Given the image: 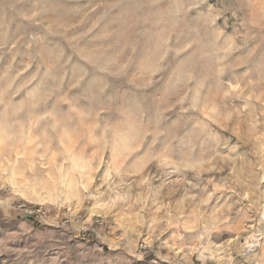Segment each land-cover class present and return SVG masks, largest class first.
Listing matches in <instances>:
<instances>
[{
    "label": "rangeland",
    "instance_id": "1",
    "mask_svg": "<svg viewBox=\"0 0 264 264\" xmlns=\"http://www.w3.org/2000/svg\"><path fill=\"white\" fill-rule=\"evenodd\" d=\"M19 202L0 264H264V0H0Z\"/></svg>",
    "mask_w": 264,
    "mask_h": 264
},
{
    "label": "built area",
    "instance_id": "2",
    "mask_svg": "<svg viewBox=\"0 0 264 264\" xmlns=\"http://www.w3.org/2000/svg\"><path fill=\"white\" fill-rule=\"evenodd\" d=\"M2 207V204L0 203V209ZM10 208L17 212L18 214H23L25 216L34 217L36 219H44L46 216L45 209L43 205H28L24 202L16 203L15 205H11ZM78 221V220H77ZM64 223L69 224L71 222V219L69 217H65L63 220ZM96 223L99 225H102V221L99 219H96ZM84 228H82V234H85ZM89 234L91 232L89 231ZM262 237V231L260 229H257L256 231H253L248 238L246 239L244 246H243V255L245 257L249 256L259 245L260 239Z\"/></svg>",
    "mask_w": 264,
    "mask_h": 264
},
{
    "label": "crops",
    "instance_id": "3",
    "mask_svg": "<svg viewBox=\"0 0 264 264\" xmlns=\"http://www.w3.org/2000/svg\"><path fill=\"white\" fill-rule=\"evenodd\" d=\"M18 213L13 211L8 206H3L0 209V242L5 241L10 234L17 232V227L27 225L22 219H17ZM20 215V214H19ZM17 234V233H15ZM12 236V235H11Z\"/></svg>",
    "mask_w": 264,
    "mask_h": 264
}]
</instances>
